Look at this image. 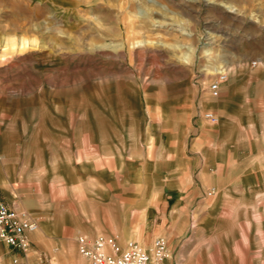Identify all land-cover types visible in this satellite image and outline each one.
<instances>
[{"label":"rangeland","instance_id":"obj_1","mask_svg":"<svg viewBox=\"0 0 264 264\" xmlns=\"http://www.w3.org/2000/svg\"><path fill=\"white\" fill-rule=\"evenodd\" d=\"M0 200L37 224L0 264H264V0H0Z\"/></svg>","mask_w":264,"mask_h":264},{"label":"built area","instance_id":"obj_2","mask_svg":"<svg viewBox=\"0 0 264 264\" xmlns=\"http://www.w3.org/2000/svg\"><path fill=\"white\" fill-rule=\"evenodd\" d=\"M224 75L208 86L211 96H216L219 84ZM202 118L210 124L216 119L212 113L202 114ZM37 230V224L25 213L8 208L0 200V243L5 247L25 253L29 249L28 235ZM166 243L163 238H155L149 251L132 242L124 246L117 243L116 237H97L88 242L83 237L76 239L77 254L88 260L89 264H160L164 258Z\"/></svg>","mask_w":264,"mask_h":264},{"label":"crops","instance_id":"obj_3","mask_svg":"<svg viewBox=\"0 0 264 264\" xmlns=\"http://www.w3.org/2000/svg\"><path fill=\"white\" fill-rule=\"evenodd\" d=\"M56 248H61V249L65 248L66 250L57 252V254L54 255L55 260L61 258L62 260L65 261V264H78V263L79 264H89L88 260L81 258L77 254V251L74 249V246L72 245H67L66 247L57 245Z\"/></svg>","mask_w":264,"mask_h":264},{"label":"bare ground","instance_id":"obj_4","mask_svg":"<svg viewBox=\"0 0 264 264\" xmlns=\"http://www.w3.org/2000/svg\"><path fill=\"white\" fill-rule=\"evenodd\" d=\"M36 232H37V231H36ZM36 232H35V233H36Z\"/></svg>","mask_w":264,"mask_h":264}]
</instances>
